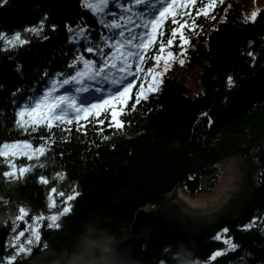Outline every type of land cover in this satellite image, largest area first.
<instances>
[{"label":"trees","instance_id":"trees-1","mask_svg":"<svg viewBox=\"0 0 264 264\" xmlns=\"http://www.w3.org/2000/svg\"><path fill=\"white\" fill-rule=\"evenodd\" d=\"M200 3L189 8V27ZM128 7L134 11L133 0H110L108 12L115 15L105 19L118 23L120 16L128 14L124 11ZM257 10L260 14L252 22L251 13ZM213 14L215 19L194 16L195 31L184 33L190 40L188 44L178 47L181 41L177 38L172 46L165 43L162 53L158 52L159 43L155 44L150 57L172 52L174 58L169 59L184 61L176 67L182 71V78L166 77L161 72L156 77L158 90L148 91V99L141 100L135 111L130 110L136 99L137 91L133 90L125 114L118 117L126 123L123 131L108 126V112L89 116L86 122L61 125L70 132L53 128L55 143L40 158L45 166L34 168L22 178L3 176L9 165L0 157V257L8 259L15 235L13 221L20 207L30 216H49L62 210L65 205L48 207L53 187L65 193L75 188L80 194L70 202L72 211L58 221L59 229L44 226L47 220L34 225L39 226L41 244L47 248L34 250V256L26 258L27 264H58L90 227L108 229L120 239L137 212L157 209L179 184L178 188L183 187L189 194L200 188L211 189L217 182L218 163L240 156L255 160L257 166L252 204L240 220L218 227L209 236L170 237L154 228L132 258L139 264H177L180 254L181 260L191 258L195 264H264V0H225ZM41 21L45 25L42 35L47 39L22 33L32 37L28 44L12 48L5 42L0 48V145L28 141L35 148L44 142L41 134L49 135L44 128L25 132L14 124L18 118L16 110L13 113L15 105L10 106L11 93L19 89V100L23 89L48 87L44 85L57 79L58 73L75 75L83 70V64L78 63L76 68L69 65L78 56L95 60L99 66L96 48L93 53L86 49L104 47L102 37L115 33L82 7V0H8L0 7V33L14 34ZM82 25L91 30L89 40L75 42L68 29ZM169 28L175 29L176 25L166 23L161 38L164 42L169 38ZM248 36L252 45L245 48ZM248 51L255 58L248 56ZM18 65L22 75L16 70ZM45 71L49 76H44ZM192 73L202 88L194 93L184 83ZM229 78L235 86L228 83ZM19 102L23 104L26 99ZM80 125L84 127L77 131ZM104 136L109 139L104 140ZM13 162L19 164L18 160ZM36 163L32 160L30 164ZM41 176L49 183H40ZM52 198L58 202L63 199L55 194ZM26 220L31 224L29 217ZM253 220L258 227L244 230ZM26 226L19 222V229ZM224 228L229 232L216 240ZM224 239L239 245L238 249L229 251ZM217 251L224 254L212 260Z\"/></svg>","mask_w":264,"mask_h":264},{"label":"snow or ice","instance_id":"snow-or-ice-1","mask_svg":"<svg viewBox=\"0 0 264 264\" xmlns=\"http://www.w3.org/2000/svg\"><path fill=\"white\" fill-rule=\"evenodd\" d=\"M8 0H0V7H2ZM110 0H82V7L86 8L90 14L94 17H99V23L109 30L121 29V31L113 33L112 35L102 37L104 42V47L110 49V53H105L104 47L90 46L86 49L87 52L93 53L94 47L97 53L101 57L99 66H97V61L91 59H85L83 56H78L75 58V62L69 67L76 68L78 63L83 64V70H77L75 75L67 76L65 73L61 72L56 74V76L63 77L62 79L53 78L49 87L44 90L40 95L33 94L26 98V102L21 104L19 100L25 99L23 95L19 96L20 90L17 89L16 92L11 93L13 100L12 104L16 106L15 116L19 117L14 119V124L23 129L25 132L29 130L31 132H38L41 128L47 129L49 135L44 136L41 134L40 139L44 141L35 148L33 144L24 141L17 142L13 144H3L0 145V157H4L5 161L9 165V170L2 173L3 176L9 177L10 179L22 178L25 173L32 171L36 167H44V163L40 161L41 157H45L46 154L51 151V145L55 143L52 140V136L55 133L52 132L53 128L60 129L61 132H70V128H62L61 125H71L75 121L78 123L81 118L87 119L88 116H99L101 112H108L111 115V120L109 121V127L114 128L116 131H123L126 127L124 120L118 118L125 114L124 107L127 105L129 99V92L132 89L134 81H128V77L135 78L138 73L143 71L142 65L146 59L145 53L151 49L157 42L158 38H162L164 35L165 23L170 19L172 24L176 25L175 29L169 28L170 33L169 38L164 42L159 41L158 52L162 53L165 51V43L167 46H172L175 40L178 38L181 44L178 47H182L184 44L190 42L189 38L185 36V30L189 32L195 31L196 22L195 17L191 19V27H189V21L183 19H177L178 16H190L187 11L189 6H196L200 3V0H183L182 3L178 4V0H134V4L137 7L142 6L139 12H133L131 7L124 9L128 13H132L127 17L125 23H117L113 20L109 23L105 17L108 15H115L114 13L108 12ZM225 0H207V3H200V7L196 8V15H203L205 18L215 19L213 14L215 8L218 4H224ZM210 9L212 11H210ZM261 10L253 11L251 13L250 20L255 22L257 16L260 14ZM133 16L137 20H133ZM121 21L125 20L124 16H120ZM139 21V22H137ZM125 24H134L135 29H141V31H135L132 27L125 28ZM45 25L44 22H39L36 26L27 27L21 31H17L14 34H4L0 33V48H3L6 42L12 48H18L20 46L29 43L32 37H39L40 39H47V36L42 35ZM74 34L75 42L79 39H83L86 42L89 40L91 33L90 28L87 26H81L77 29H68ZM127 32V35L125 34ZM22 33H30L32 37L27 35L22 36ZM111 41V43H109ZM183 53H181L182 55ZM247 55L255 58L252 51H248ZM169 57H173L172 52H168ZM161 61V56L157 54L156 62L159 65ZM184 61L181 60L180 63ZM165 70L168 67V61H164ZM133 68L135 70L133 71ZM18 74L22 75V67L17 66ZM119 73L121 75L117 76ZM153 69H148V74H153ZM160 74L156 73L153 76L155 80ZM44 76H49L47 71L44 72ZM90 80H95L102 86L95 89L98 93L109 92L110 94L99 99L95 103L91 104H78L75 97L69 95H56L60 88L65 85H70L72 83L82 84L84 78ZM107 83L109 88H103V84ZM228 83L235 86V82L229 78ZM158 88L155 84L149 85V91H156ZM76 92H87L88 89L85 87H80L75 89ZM148 95L144 93V87L141 85L140 90L136 94L135 103L131 106V111H135L136 105L141 103V100H147ZM119 106V111L117 107ZM83 114V115H82ZM99 123L103 124L104 121L101 120ZM84 126L80 125L77 131H80ZM101 132L104 129H100ZM86 134V133H85ZM104 140L109 139L108 136L103 137ZM19 155H24L29 161L36 160L38 163L30 164L28 166H20L18 169L13 162V158ZM60 179H64L62 174H58ZM40 183L48 184L49 179L45 176L40 177ZM63 198L59 202L53 199L52 196ZM79 192L73 188L72 193H65L64 191H58L56 187L50 189L49 193V209H56L60 205H65L62 210L56 214L45 216L31 215L28 210L24 207L18 209V215L13 221L12 232L15 233L13 240L10 245V250H8V259L5 260L0 257V264H27V257L34 256V250H39V248H47L46 244H41V233L39 226L41 222L47 220L46 226L49 229H59L61 225L58 223L61 217L66 216L72 211L71 201H74ZM26 217H29L31 224H29ZM19 222H24L27 226L24 229H19ZM253 227H258V222L253 220L249 225L244 226V230H250ZM229 232L228 228H224L222 233H218L215 236L216 240H221L222 235ZM228 245L229 251H235L238 249L239 245L234 244L230 239H224L223 241ZM8 245L6 244V248ZM221 251H217L211 257L215 260L217 257L223 255ZM162 264L166 262L162 261Z\"/></svg>","mask_w":264,"mask_h":264},{"label":"water","instance_id":"water-1","mask_svg":"<svg viewBox=\"0 0 264 264\" xmlns=\"http://www.w3.org/2000/svg\"><path fill=\"white\" fill-rule=\"evenodd\" d=\"M237 176L232 188L211 208L195 209L187 206L176 195L177 185L170 199L157 209L141 210L136 213L131 226L118 239L124 251L130 245L133 253L139 248L145 236L154 228L170 237L209 236L217 227L229 225L240 220L247 206H250L254 189L251 173L257 168L250 159L234 157ZM169 198V197H168Z\"/></svg>","mask_w":264,"mask_h":264},{"label":"rangeland","instance_id":"rangeland-1","mask_svg":"<svg viewBox=\"0 0 264 264\" xmlns=\"http://www.w3.org/2000/svg\"><path fill=\"white\" fill-rule=\"evenodd\" d=\"M248 38L250 40V36H248ZM251 45H252V42L251 43L249 42L245 45V48H248ZM164 61L165 59L162 56L159 65L157 64V62H155L154 71H156L160 75L162 72V75L166 77L172 76L175 79H178V80L181 79L182 71H180L179 69H176L177 66H180L179 60H178V63H176V60L174 61L173 59H169L168 67L166 70H165ZM153 76L154 74H152L151 80L146 81L147 85L144 87L145 94L148 93L149 85L152 84L153 81H154L153 84L155 85L157 84V79L154 80ZM184 83L187 89L191 93H194L202 89L200 83H198L197 79L194 78V73L188 74V77H185L184 79ZM117 110H119V106L117 107ZM250 160L254 163V165H256L255 160H252V159ZM217 166H218L217 182L211 189L207 190L206 188H200L199 189L200 191L196 194L194 193L193 195V194L187 193L183 187H179L176 191V195L180 197L182 201L191 208L207 209V208H211L212 206H214L223 197L224 193L227 190H230L232 188V183L238 174L237 168L234 162V157L224 159L223 161L219 162ZM256 174H257V168H255V171L251 173V178L255 185H256ZM220 233H222V231Z\"/></svg>","mask_w":264,"mask_h":264},{"label":"clouds","instance_id":"clouds-1","mask_svg":"<svg viewBox=\"0 0 264 264\" xmlns=\"http://www.w3.org/2000/svg\"><path fill=\"white\" fill-rule=\"evenodd\" d=\"M133 255L130 245L121 251L115 233L90 227L87 233H81L71 252L65 251L64 259L58 264H139ZM177 264H195V261L191 258L181 260L178 254Z\"/></svg>","mask_w":264,"mask_h":264},{"label":"bare ground","instance_id":"bare-ground-1","mask_svg":"<svg viewBox=\"0 0 264 264\" xmlns=\"http://www.w3.org/2000/svg\"><path fill=\"white\" fill-rule=\"evenodd\" d=\"M187 11L190 13V9L189 8H187ZM188 18V16H183V17H180V16H178L177 17V19H183V20H186ZM111 23V22H110ZM115 30H117V29H115ZM164 33H165V30H164ZM161 40V38H158V42L156 43V44H158L159 43V41ZM251 43L252 41H251V37H250V40H249V38L248 37H246L245 38V42H244V44L246 45L247 43ZM111 43V42H110ZM110 49H108L107 48V53H110ZM155 62L154 61H151V60H149V59H145V61H144V63H143V65H142V69H143V71H141L140 73H138L137 74V76L136 77H140V76H143V78L146 80V81H149V80H151V76H152V74L150 75V74H148V69H153L154 70V67H155ZM129 78V77H128ZM51 81L52 80H50L49 82H47L44 86H46V85H50V83H51ZM86 84L87 85H95V86H98V87H101L102 85L100 84V83H98L97 81H95V80H90V79H87V81H86ZM107 83H104L103 84V87L106 85ZM49 87V86H48ZM48 87H43V88H39L38 90H26V89H23L22 90V94L21 95H23L24 97H25V99L28 97V96H32L33 94H35V95H40L44 90H46ZM74 97L76 98V99H78V100H81V99H84L85 97H86V92H74ZM13 100V98L11 99V101ZM11 103V102H10ZM10 106H11V108H12V106H13V104L11 103L10 104ZM15 110H16V106L14 107V110H13V113L15 112ZM16 118H19V117H17L16 116ZM14 159L15 160H18L19 161V164H15L18 168L20 167V166H28L32 161H29L27 158H26V156H24V155H19V156H16V157H14L13 158V161H14ZM208 190V189H207ZM200 190H198L197 192H195V194L196 193H198ZM194 195V194H193ZM187 197V196H186ZM252 200H253V194H252ZM252 200H251V204H252ZM251 204H250V206H251ZM250 206H247V208L245 209V211H244V213H246V211L250 208ZM223 226H226V225H222L221 227H223ZM215 231V230H214Z\"/></svg>","mask_w":264,"mask_h":264}]
</instances>
